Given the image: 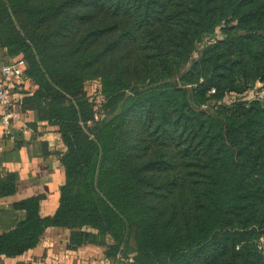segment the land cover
I'll list each match as a JSON object with an SVG mask.
<instances>
[{
	"label": "trees",
	"instance_id": "trees-1",
	"mask_svg": "<svg viewBox=\"0 0 264 264\" xmlns=\"http://www.w3.org/2000/svg\"><path fill=\"white\" fill-rule=\"evenodd\" d=\"M0 47L65 147L55 213L18 202L1 255L59 226L120 264H264V0H0Z\"/></svg>",
	"mask_w": 264,
	"mask_h": 264
},
{
	"label": "crops",
	"instance_id": "crops-1",
	"mask_svg": "<svg viewBox=\"0 0 264 264\" xmlns=\"http://www.w3.org/2000/svg\"><path fill=\"white\" fill-rule=\"evenodd\" d=\"M12 60L0 47V81L4 78L3 66ZM8 85L19 105L23 96L36 88V84L27 80L25 75L10 78ZM19 105L21 118L28 122L32 131L22 134L25 141L16 146L15 139L7 137L0 124V177L12 173L16 184L12 193L0 191V233L25 218L26 211L16 206L23 199L40 196V214L53 215L65 180L60 160L65 147L56 138L59 133L46 121H41L37 111H21ZM33 123H37L36 128L31 126ZM70 232L68 227L48 226L34 248L18 256L0 254V264H120L106 255L104 245L88 243L76 249L68 248Z\"/></svg>",
	"mask_w": 264,
	"mask_h": 264
},
{
	"label": "built area",
	"instance_id": "built-area-1",
	"mask_svg": "<svg viewBox=\"0 0 264 264\" xmlns=\"http://www.w3.org/2000/svg\"><path fill=\"white\" fill-rule=\"evenodd\" d=\"M208 40L210 41V39ZM25 68L26 65L23 59H13L2 68L4 78L0 81V124L4 127V134L10 138H14L17 131L22 134L31 133L32 131L28 122L21 118V112L18 109L19 101L13 97L11 88L8 85V80L10 78H20L24 74ZM210 91L214 92L215 88ZM252 97L263 98L264 89H254ZM91 100L94 101V106L98 109L104 100V95L99 89L93 88L91 89ZM56 138L60 139L59 135Z\"/></svg>",
	"mask_w": 264,
	"mask_h": 264
},
{
	"label": "rangeland",
	"instance_id": "rangeland-1",
	"mask_svg": "<svg viewBox=\"0 0 264 264\" xmlns=\"http://www.w3.org/2000/svg\"><path fill=\"white\" fill-rule=\"evenodd\" d=\"M88 86L90 87L91 85L89 84Z\"/></svg>",
	"mask_w": 264,
	"mask_h": 264
}]
</instances>
